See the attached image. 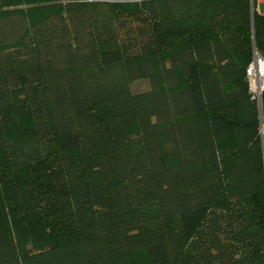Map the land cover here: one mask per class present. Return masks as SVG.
Segmentation results:
<instances>
[{"label": "trees", "instance_id": "1", "mask_svg": "<svg viewBox=\"0 0 264 264\" xmlns=\"http://www.w3.org/2000/svg\"><path fill=\"white\" fill-rule=\"evenodd\" d=\"M48 1L0 10V264H264V15Z\"/></svg>", "mask_w": 264, "mask_h": 264}, {"label": "built area", "instance_id": "2", "mask_svg": "<svg viewBox=\"0 0 264 264\" xmlns=\"http://www.w3.org/2000/svg\"><path fill=\"white\" fill-rule=\"evenodd\" d=\"M264 3V0H251V15L254 18L256 13H260V4ZM258 52H254V64L250 65L247 70L249 88L252 93V98L261 101V96L264 92V58L260 57ZM255 82H258V87H255Z\"/></svg>", "mask_w": 264, "mask_h": 264}, {"label": "rangeland", "instance_id": "3", "mask_svg": "<svg viewBox=\"0 0 264 264\" xmlns=\"http://www.w3.org/2000/svg\"><path fill=\"white\" fill-rule=\"evenodd\" d=\"M11 1L13 3H16L18 2L19 0H0V10L1 9H9V8H14V7H21V5H18V6H10L11 5ZM39 4V3H38ZM260 13L262 15H264V3L260 4ZM257 51V50H256ZM258 54V53H257ZM254 53H253V60L251 62L250 65L254 64ZM249 65V66H250ZM134 89L136 91H143V90H146L148 89V85H147V82L145 81H142V82H138L134 85ZM253 96V95H252ZM257 100V99H255ZM136 132L135 129H132L131 130V133H134ZM131 264H149L148 262V258L147 256L144 254V253H140V254H135V255H132L131 258Z\"/></svg>", "mask_w": 264, "mask_h": 264}, {"label": "crops", "instance_id": "4", "mask_svg": "<svg viewBox=\"0 0 264 264\" xmlns=\"http://www.w3.org/2000/svg\"><path fill=\"white\" fill-rule=\"evenodd\" d=\"M24 3L21 5L20 8H24V7H27L28 4H31V3H46V2H49L48 0H23Z\"/></svg>", "mask_w": 264, "mask_h": 264}, {"label": "bare ground", "instance_id": "5", "mask_svg": "<svg viewBox=\"0 0 264 264\" xmlns=\"http://www.w3.org/2000/svg\"><path fill=\"white\" fill-rule=\"evenodd\" d=\"M255 87H256V88L258 87V82H255Z\"/></svg>", "mask_w": 264, "mask_h": 264}, {"label": "water", "instance_id": "6", "mask_svg": "<svg viewBox=\"0 0 264 264\" xmlns=\"http://www.w3.org/2000/svg\"><path fill=\"white\" fill-rule=\"evenodd\" d=\"M256 51V49L254 48V52Z\"/></svg>", "mask_w": 264, "mask_h": 264}]
</instances>
